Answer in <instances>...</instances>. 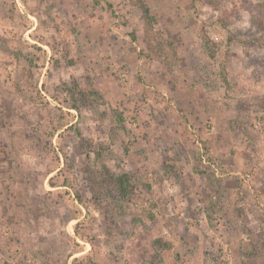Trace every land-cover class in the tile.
<instances>
[{"label": "rangeland", "instance_id": "1", "mask_svg": "<svg viewBox=\"0 0 264 264\" xmlns=\"http://www.w3.org/2000/svg\"><path fill=\"white\" fill-rule=\"evenodd\" d=\"M0 264H264V0H0Z\"/></svg>", "mask_w": 264, "mask_h": 264}, {"label": "crops", "instance_id": "2", "mask_svg": "<svg viewBox=\"0 0 264 264\" xmlns=\"http://www.w3.org/2000/svg\"><path fill=\"white\" fill-rule=\"evenodd\" d=\"M202 166H205V167H203L205 170L208 169L206 164L205 165L203 164ZM215 256L216 255L214 253H211L209 251H205L204 253L203 252L201 253V257H204V259H206V260H209V259H211V257H215Z\"/></svg>", "mask_w": 264, "mask_h": 264}]
</instances>
